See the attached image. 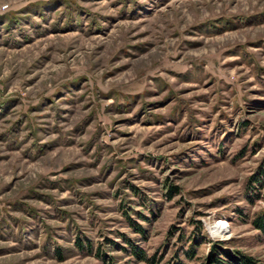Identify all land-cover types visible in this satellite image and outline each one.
<instances>
[{
	"label": "rangeland",
	"instance_id": "obj_1",
	"mask_svg": "<svg viewBox=\"0 0 264 264\" xmlns=\"http://www.w3.org/2000/svg\"><path fill=\"white\" fill-rule=\"evenodd\" d=\"M262 165L264 0H0V264H147L192 219L264 262Z\"/></svg>",
	"mask_w": 264,
	"mask_h": 264
},
{
	"label": "trees",
	"instance_id": "obj_2",
	"mask_svg": "<svg viewBox=\"0 0 264 264\" xmlns=\"http://www.w3.org/2000/svg\"><path fill=\"white\" fill-rule=\"evenodd\" d=\"M250 184H259L264 180V166L257 170V173L251 176ZM168 196H173L177 192L175 186L167 188ZM191 229L185 232L183 229L174 231V228H169L166 232V243L163 248L155 250L152 254L140 246L136 245L131 239L126 238L125 241L129 244L130 254L134 255L138 261L146 262L147 264H264L260 259L245 253L241 249L230 247L227 242L222 240H212L203 231L202 223L199 220L192 219L189 221ZM253 225L264 231V213L258 214L253 220ZM134 232L144 235L143 227L134 221L130 223ZM174 232H178L175 236ZM174 238V249L168 255L169 239ZM82 247V243H79ZM207 245L204 252H200L202 246ZM102 258L103 255H100ZM106 264H114L111 257L107 258Z\"/></svg>",
	"mask_w": 264,
	"mask_h": 264
},
{
	"label": "bare ground",
	"instance_id": "obj_3",
	"mask_svg": "<svg viewBox=\"0 0 264 264\" xmlns=\"http://www.w3.org/2000/svg\"><path fill=\"white\" fill-rule=\"evenodd\" d=\"M223 225V224H226V222L225 221H223V220H221V221H219L217 224H215L214 226H212L211 227V229H210V231H211V233L212 234H218V235H225V232L224 231H221L220 229V225Z\"/></svg>",
	"mask_w": 264,
	"mask_h": 264
}]
</instances>
